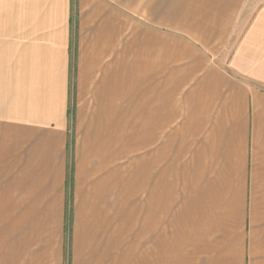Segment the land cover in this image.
<instances>
[{"label": "crops", "instance_id": "obj_1", "mask_svg": "<svg viewBox=\"0 0 264 264\" xmlns=\"http://www.w3.org/2000/svg\"><path fill=\"white\" fill-rule=\"evenodd\" d=\"M0 264H264V0H0Z\"/></svg>", "mask_w": 264, "mask_h": 264}, {"label": "rangeland", "instance_id": "obj_2", "mask_svg": "<svg viewBox=\"0 0 264 264\" xmlns=\"http://www.w3.org/2000/svg\"><path fill=\"white\" fill-rule=\"evenodd\" d=\"M70 112H71V116L70 117L72 118L71 120H72V123H73V116H74V109H73V107L71 108V111Z\"/></svg>", "mask_w": 264, "mask_h": 264}]
</instances>
